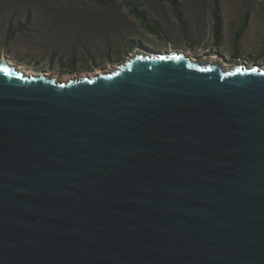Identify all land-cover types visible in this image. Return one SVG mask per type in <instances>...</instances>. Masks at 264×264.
<instances>
[{"label": "water", "instance_id": "95a60500", "mask_svg": "<svg viewBox=\"0 0 264 264\" xmlns=\"http://www.w3.org/2000/svg\"><path fill=\"white\" fill-rule=\"evenodd\" d=\"M0 264H264V66L136 50L62 81L5 54Z\"/></svg>", "mask_w": 264, "mask_h": 264}, {"label": "rangeland", "instance_id": "374dc122", "mask_svg": "<svg viewBox=\"0 0 264 264\" xmlns=\"http://www.w3.org/2000/svg\"><path fill=\"white\" fill-rule=\"evenodd\" d=\"M138 1L165 27L160 36L140 26L120 1L104 9L88 0H0V60L6 54L25 72H44L62 81L111 71L136 50H175L201 60L219 57L229 66H264V0H218V45L211 31L213 0H177L183 27L166 0ZM26 16V30L10 38L9 22L21 23ZM245 18L246 27L234 43ZM130 40L137 42L132 49Z\"/></svg>", "mask_w": 264, "mask_h": 264}, {"label": "trees", "instance_id": "16d2710c", "mask_svg": "<svg viewBox=\"0 0 264 264\" xmlns=\"http://www.w3.org/2000/svg\"><path fill=\"white\" fill-rule=\"evenodd\" d=\"M89 2H92L96 4L97 6L104 8V9H111L114 7V4L116 1H120V5L122 8L126 10V12L134 17L140 26H142L145 30L150 32L151 34L155 36H160L162 33V30L165 28L161 22H159L157 19H155L152 14L145 8H143V4H140L138 0H88ZM169 4V7L172 9L173 13L175 14L177 20L181 23L182 27L185 26V20L183 16V11L180 7V4L177 2V0H166ZM218 0H213V7L211 11V17H212V25H211V31L213 35V44L218 45L222 40V19L219 11V7L217 4ZM28 21L27 16L24 18L23 22H9L7 26V34L10 36V38L14 37L17 33L23 32L26 30V23ZM247 24V18H245L239 26V30L237 35L235 36V41L239 38L241 33L244 31ZM9 38V37H8ZM134 40H130V43L128 44L129 49H132L135 47ZM124 55H121L117 58L118 60L123 59ZM75 65V61L73 62ZM73 65V66H74Z\"/></svg>", "mask_w": 264, "mask_h": 264}, {"label": "flooded vegetation", "instance_id": "af4514ba", "mask_svg": "<svg viewBox=\"0 0 264 264\" xmlns=\"http://www.w3.org/2000/svg\"><path fill=\"white\" fill-rule=\"evenodd\" d=\"M190 57H197V56H192V55H190V54H188ZM202 58H204V57H202ZM201 58V59H202ZM217 59H218V61H221L222 59L221 58H219V57H217Z\"/></svg>", "mask_w": 264, "mask_h": 264}, {"label": "bare ground", "instance_id": "6f19581e", "mask_svg": "<svg viewBox=\"0 0 264 264\" xmlns=\"http://www.w3.org/2000/svg\"><path fill=\"white\" fill-rule=\"evenodd\" d=\"M114 70V69H113ZM112 71V70H111ZM111 71H108V72H111ZM27 74H35V73H33V72H26ZM103 73H107V71L106 72H103Z\"/></svg>", "mask_w": 264, "mask_h": 264}]
</instances>
